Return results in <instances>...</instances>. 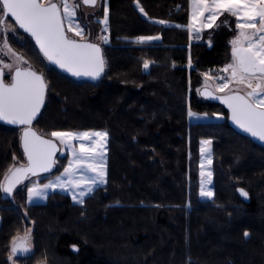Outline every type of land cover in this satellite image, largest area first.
Returning a JSON list of instances; mask_svg holds the SVG:
<instances>
[{"label":"trees","instance_id":"obj_1","mask_svg":"<svg viewBox=\"0 0 264 264\" xmlns=\"http://www.w3.org/2000/svg\"><path fill=\"white\" fill-rule=\"evenodd\" d=\"M108 9L110 43L101 44L105 72L97 82L60 74L31 44L50 67L51 80L59 76V83L79 91L91 109L101 106L94 107L96 120L74 110L68 114L65 106L61 111L60 103L50 98L34 129L46 138L52 131H107L106 185L80 206L57 192L44 204L28 205L26 189L33 180L12 198L0 192V264H6L13 229L26 219L35 227L32 252L17 256L23 262L48 246V258L54 255L66 264H264V148L230 126L229 112L221 104L205 98L200 102L188 94L199 73L225 65L232 28L212 32L210 44L189 43L188 0H108ZM159 20L172 26L154 22ZM141 36L160 39L134 44ZM23 46L32 58L31 47ZM211 108H218L225 120L190 127L188 111L205 113ZM17 131L0 124V140L11 148L0 155V181L13 155L23 156ZM202 139L212 141L210 201L201 200L198 192ZM66 161L58 156L54 173ZM47 215L59 224L69 218L77 224L57 231L45 245L46 233L39 225Z\"/></svg>","mask_w":264,"mask_h":264},{"label":"snow or ice","instance_id":"obj_2","mask_svg":"<svg viewBox=\"0 0 264 264\" xmlns=\"http://www.w3.org/2000/svg\"><path fill=\"white\" fill-rule=\"evenodd\" d=\"M81 3L96 8L100 0H79V3L77 0H0V30H10L6 24V17L10 15L15 24L32 37L45 60L74 77L95 80L104 72L105 61L101 48L88 42L84 28L77 21ZM188 3L187 30L190 40L193 34L199 38L203 29L216 26L218 19L225 14L235 18L236 34L230 41L231 61L219 69L223 75L204 73V87L207 90L214 83V91L219 93L214 98L227 107L232 123L264 142V0H188ZM137 7L141 13L144 12L139 4ZM103 11V19L98 22L107 31L109 9L106 2ZM156 23L167 22L159 20ZM102 39L107 42V37ZM158 39L159 36H141L137 37V42ZM0 53L13 60L9 64L0 61V121L22 126L19 139L26 160V163H18L13 155V164L0 181V192L11 196L17 185L30 180V177L50 172L55 164L54 156L61 150L55 143L58 141L68 153V164L59 176L48 183L28 186V202L43 199L48 190L59 188L68 192L75 203L83 204L86 195L106 183L107 131H52L51 139L38 134L31 126L45 103L48 85L44 76L33 70L28 61L11 48L6 37L0 42ZM148 67V61H144V68ZM5 68L9 69V82L2 78ZM203 95L212 93L205 91ZM201 143L210 145L211 141ZM206 152L210 165V151L202 147L201 153ZM203 169L202 161L200 175H207L211 182V171L205 173ZM237 191L242 196L248 195L243 189ZM200 195L213 196L211 191L205 190L203 180ZM30 231L27 230L24 236L12 237L9 261L17 255L32 252ZM248 235V232L244 233L245 237Z\"/></svg>","mask_w":264,"mask_h":264},{"label":"rangeland","instance_id":"obj_3","mask_svg":"<svg viewBox=\"0 0 264 264\" xmlns=\"http://www.w3.org/2000/svg\"><path fill=\"white\" fill-rule=\"evenodd\" d=\"M77 2L79 3V0H77ZM103 4V0H100V4H98V6L96 8H93L91 11H85L82 3L80 4V7L78 9L77 12V21L81 24V26L84 28V33H85V37L88 41H91L93 43L99 44L103 35L106 34L107 35V42L110 43V35H109V30L107 27V31H104L105 26L100 24L98 21L103 19L104 13H103V9H102V5ZM107 6H108V0H107ZM221 21L218 22V27L215 28L212 31H208L206 34H211V35H207V37L205 36L203 39L202 43H206L209 44L208 41H212V32H215L216 30L221 28ZM226 23V22H225ZM6 24L9 26L10 30L7 32H4L3 30H0V42L3 41V39L6 37L8 40L9 45L11 46V48L20 56H22L24 59H26L28 61V64L31 65L32 69L35 70L36 72L42 74L44 76L45 82L48 85L47 87V95H46V102L45 105L48 104V100L50 98H55V100L60 103V107L59 110H63V106H65L68 109V114L71 113L72 110L78 112L80 114V116H84L85 118L90 117L91 119H96L94 117L95 114V108H101L100 105L94 106L92 107V109L89 107L88 105V101L84 98V97H80L79 95V91L75 90V91H70L68 89H66V85L64 86V84L59 83L61 82L60 77L59 76H55L56 78H58V82L53 79L51 80V74H49V70L50 67L47 66L44 62H42L41 58H39L36 50L34 49V44L32 43V41L27 38L25 35L21 36V32L17 29V27L15 26V24H13L11 21H6ZM167 25H172L169 23H166ZM187 29V28H186ZM188 31V30H187ZM211 32V33H210ZM236 32H235V27H233L232 29V33H231V37L229 38V40L227 41V57H226V63H229L231 61V44L230 41L234 38ZM13 37V39H12ZM188 37H189V33H188ZM76 39H79L78 37ZM17 42L18 44L22 45H13L14 42ZM24 43H27L28 46L31 47V54L33 55V57H29L28 55H26L27 53L25 52L26 49L23 46ZM133 43L136 45H147L148 42H144V43H140L137 42V39L133 40ZM189 43H200V42H191L189 39ZM33 44V46L31 45ZM101 44V43H100ZM38 51V50H37ZM37 56V61L35 58V55ZM39 53V52H38ZM39 58V59H38ZM35 59V60H34ZM0 61H2L5 64H9L12 63L13 60L10 59L8 56H5L3 53H0ZM40 62V64H39ZM225 66V65H224ZM223 66V67H224ZM25 67H27V65H25ZM214 68V69H209V70H205L204 72L199 73L197 79L192 82L189 86V96H194L198 101L200 102H205V99H203V97H201L200 92L202 89H205L204 84H205V80H204V73H208L210 76H219V75H223L222 73L219 72V69L223 68ZM190 69H192V66H189ZM3 73L5 75V82H9L11 77L9 75V69L5 68L3 69ZM56 81V82H55ZM61 84V85H59ZM209 90H211L213 93L219 95V93H216L215 90V84L212 83L211 87L209 88ZM75 92V93H74ZM77 92V93H76ZM68 93V94H67ZM67 95V98H65L64 96ZM50 104V103H49ZM57 113V111H56ZM189 113H191V115H189ZM60 114H66V112L64 113H60ZM60 116V115H59ZM58 116V117H59ZM62 116V115H61ZM66 116V115H65ZM81 119V118H80ZM224 115L218 110V108H211L210 110L206 111L205 113H197V112H191L188 111V124L191 126L194 125H202V124H218L222 121H224ZM79 122H84L83 120H79ZM83 131H96V130H81V131H71V132H83ZM98 131V130H97ZM17 134L20 136V130L17 131ZM50 136V135H48ZM207 139H202L199 141V188H198V192H199V198L203 201H210L213 199L214 197V178H213V154H212V141L210 145H202V141H206ZM59 148L61 150H59V157H66L67 161H66V165L68 164V160H69V156L66 150L62 149V146L59 144L58 141H55ZM204 147L206 149H209L210 154H211V164H208V160H207V156L208 153H201V148ZM10 148V143L8 141H1L0 140V155H4V149H9ZM11 149V148H10ZM12 152V151H11ZM16 154V153H15ZM17 157V162L18 163H25V160L23 158V156L19 157L18 155ZM203 161L204 164V171L205 173H207L208 171H211L212 176H211V182L208 181V177L207 175H205L204 177H201L200 173H201V162ZM4 162V161H3ZM13 164V159L11 161V165ZM65 165V166H66ZM64 169V168H63ZM63 169L60 172H56L54 173V175H51L49 178H45L44 176H38V177H34L33 183H38V184H45L48 183L49 180H53L55 179V177L59 176L62 172ZM56 171V170H55ZM106 180H107V142H106ZM204 181V187L205 190H209L213 193L212 198H208L206 196H201L200 195V191H201V181ZM106 185H98L95 189H98L100 187H104ZM31 186V184L29 185ZM245 191V190H244ZM61 193L64 195H67L70 197L71 202L74 205H82V204H78L75 203L72 199V196L68 193V192H64L61 191L59 188H57L56 190H48L47 194L45 196V198L43 199H35L32 202H28L27 199V189H26V203L28 205H32V204H44L46 203L48 196L52 193ZM246 192V191H245ZM1 194V193H0ZM90 194L86 195L83 199H85L87 196H89ZM1 196V195H0ZM248 196V195H247ZM17 205V206H16ZM14 205L15 209L19 212L21 209H18V204ZM21 208V207H20ZM53 217V219H52ZM54 216L52 215H47L44 219V221L40 222L39 227L43 230V232L46 233V239L47 242L45 243V245L49 244L50 241V237L53 238V236L55 235V233L59 230L64 229H72L73 226H75L77 224V220H75L74 218H69L68 220H66V222L59 224L58 221H54ZM21 226V225H20ZM20 226L18 228H14L13 231L14 233L11 235L10 240H8V247H7V252H6V264H66L65 260H61L60 258L55 257L54 255H52L53 257L48 258L47 256V249L50 252V249L48 248V246H46V251L45 252H41L34 255L33 259H31L30 261H25L23 262L21 259H18L17 256H15L13 258V261H9L8 260V255L10 252V244H11V239L13 236L19 235V236H24L27 230H31L30 231V237H31V242L33 245V230L35 227V224L33 222L28 221V219H26L24 221V224H22L21 228ZM49 227L51 229H49ZM21 229V231L19 230ZM51 253H53L51 251ZM27 255V254H25ZM129 257L131 258V260H134L133 255H129ZM121 260V259H120ZM128 260V259H127ZM109 261V260H107ZM129 261V260H128ZM143 263V262H142ZM114 264H118L117 262H114Z\"/></svg>","mask_w":264,"mask_h":264},{"label":"water","instance_id":"obj_4","mask_svg":"<svg viewBox=\"0 0 264 264\" xmlns=\"http://www.w3.org/2000/svg\"><path fill=\"white\" fill-rule=\"evenodd\" d=\"M82 6H83V8H84V10L85 11H91L93 8H91V7H87V6H84L83 4H82ZM10 19L14 24H15V21H14V19L9 15L8 17H6V19ZM15 26L17 27V29L20 31V32H22L23 34H25L26 36H28L29 38H30V40L32 41V43L34 44V46L37 48V50L39 51V48L36 46V44H35V41L32 39V37L28 34V33H26V32H24L23 31V29H20L16 24H15ZM88 42H91V41H88ZM91 43H93V42H91ZM96 44V43H95ZM100 48H101V53H102V47L99 45V44H97ZM40 53V52H39ZM40 55L43 57V55L40 53ZM102 56H103V54H102ZM43 59H44V57H43ZM45 60V59H44ZM46 61V63L50 66V67H52V68H54V69H56L60 74H62V75H64V76H67V77H69V78H71V79H73V80H75V81H83V82H97V81H99V80H101L102 78H103V76H104V72H105V69H104V72L101 74V76L99 77V78H97V79H91V78H89V77H79V78H77V77H74V76H72V75H70L69 73H67V72H65V71H63V70H61L60 68H58L56 65H54V64H51V63H49L47 60H45ZM38 73V72H37ZM3 78V77H2ZM205 91H209V92H211L212 93V95H203V93L205 92ZM46 94H47V89H46ZM46 94H45V99H46ZM200 95L203 97V98H205V99H207V100H209V101H212V102H217V103H219V104H221L224 108H226L227 109V107L225 106V105H223L218 99H216V98H214V96L215 95H217V94H215V93H213L211 90H209V89H202L201 90V92H200ZM44 105H45V103H44ZM44 105L41 107V110H40V113L37 115V118L33 121V123H32V129L34 130V131H36L35 129H34V123L36 122V120L39 118V116H40V114H41V112H42V110H43V108H44ZM227 111H228V109H227ZM229 112V111H228ZM230 115V114H229ZM0 124L1 125H3V126H6V127H9V128H22V126H19V125H12V124H8V123H6V122H4V121H0ZM229 124H230V126L232 127V128H234L237 132H239L240 134H242V135H244V136H247V137H249V138H251L255 143H257L258 145H260V146H262L263 148H264V142H261V141H259L258 139H256V138H253V137H251L248 133H245V132H243L242 130H240L239 128H237L236 127V125H234L233 123H232V121L229 119ZM37 132V131H36ZM38 133V132H37ZM44 138H46V137H44ZM46 139H51V138H46ZM19 142H20V140H19ZM56 143V142H55ZM57 144V143H56ZM57 147H58V149H60L59 148V146H58V144H57ZM20 148H21V151H22V154H23V149H22V147H21V144H20ZM59 154V151H57L56 152V154H55V156H54V160H55V164H54V166H53V168L51 169V171L50 172H48V173H42V174H40L39 176H44V177H46V176H48V175H51L52 173H54L55 172V170H56V164H57V157L59 156L58 155ZM24 157V156H23ZM24 160H25V158H24ZM25 163H26V160H25ZM34 177H38V176H33V177H30V180H26L23 184H25V183H27V182H29V181H31V180H34ZM23 184H21V185H17V187L14 189V191H13V194H14V192L18 189V188H20ZM8 198H12V196H13V194L11 195V196H9V195H7L6 193H4ZM243 197H245V196H243ZM22 255H25V254H22ZM18 256V255H17Z\"/></svg>","mask_w":264,"mask_h":264},{"label":"crops","instance_id":"obj_5","mask_svg":"<svg viewBox=\"0 0 264 264\" xmlns=\"http://www.w3.org/2000/svg\"><path fill=\"white\" fill-rule=\"evenodd\" d=\"M107 3V0H103V4L104 3ZM100 4V3H99ZM103 4L101 5L102 6V9H103ZM103 13H104V11H103ZM224 17H225V19H224ZM220 19H222V23H221V28H224V26L225 27H230V28H232L233 29V27H235V18L234 17H231V16H229V15H227V14H225V15H223V16H221L219 19H218V21H217V24H218V22H220ZM155 23H156V21H154ZM226 22V23H225ZM156 24H160V23H156ZM216 24V26H214L213 28H211V29H203L201 32H200V34H199V38H197L196 37V35L195 34H193V37H192V39L190 40L191 42H200V43H202L203 42V39H204V37L206 36V33L208 32V31H212V30H214L215 28H217L218 27V25ZM160 25H164V26H172V25H167V24H160ZM229 28V29H230ZM159 40H152V41H148V43H153V42H158ZM210 42L211 41H208V43L210 44Z\"/></svg>","mask_w":264,"mask_h":264},{"label":"flooded vegetation","instance_id":"obj_6","mask_svg":"<svg viewBox=\"0 0 264 264\" xmlns=\"http://www.w3.org/2000/svg\"><path fill=\"white\" fill-rule=\"evenodd\" d=\"M11 21L9 18L8 19H6V21ZM3 79L5 80V75H4V73H3ZM16 129H18V130H20V134H21V132H22V128H16ZM30 182V181H29ZM27 183H25V184H23L20 188H22L23 186H25ZM20 188H18V189H20Z\"/></svg>","mask_w":264,"mask_h":264},{"label":"built area","instance_id":"obj_7","mask_svg":"<svg viewBox=\"0 0 264 264\" xmlns=\"http://www.w3.org/2000/svg\"><path fill=\"white\" fill-rule=\"evenodd\" d=\"M103 37H107V35L104 34ZM100 43L103 44V45H107L108 44V42H105L103 39H101Z\"/></svg>","mask_w":264,"mask_h":264}]
</instances>
